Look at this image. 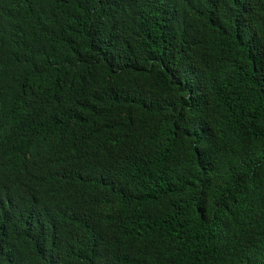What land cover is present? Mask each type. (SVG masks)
Listing matches in <instances>:
<instances>
[{"label": "trees", "instance_id": "obj_1", "mask_svg": "<svg viewBox=\"0 0 264 264\" xmlns=\"http://www.w3.org/2000/svg\"><path fill=\"white\" fill-rule=\"evenodd\" d=\"M0 264H264V0H0Z\"/></svg>", "mask_w": 264, "mask_h": 264}]
</instances>
